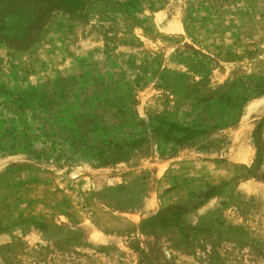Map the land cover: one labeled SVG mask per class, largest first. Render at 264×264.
Wrapping results in <instances>:
<instances>
[{"label": "rangeland", "instance_id": "obj_1", "mask_svg": "<svg viewBox=\"0 0 264 264\" xmlns=\"http://www.w3.org/2000/svg\"><path fill=\"white\" fill-rule=\"evenodd\" d=\"M0 264H264V0H0Z\"/></svg>", "mask_w": 264, "mask_h": 264}, {"label": "trees", "instance_id": "obj_2", "mask_svg": "<svg viewBox=\"0 0 264 264\" xmlns=\"http://www.w3.org/2000/svg\"><path fill=\"white\" fill-rule=\"evenodd\" d=\"M149 119H152V117H150ZM163 122L161 120L158 119V116H155L154 119L151 120V123L148 124H144L146 128H152V132L156 133L158 135H163V136H167L170 132H172V129H170V127L166 128L162 126ZM147 131V129H146ZM179 131V130H174V132ZM186 131L184 130V132H182L183 136H179L175 133L171 134V138H177V141L184 143L187 139L186 135ZM103 143H105L107 150H109V148H116L118 155L122 156L125 155L126 153L131 152L132 148H124L125 146H130L131 142L128 140H121L120 139V145L119 144V140L115 143H113L111 140H103ZM123 149H127L126 153H123ZM95 154H92V156H94Z\"/></svg>", "mask_w": 264, "mask_h": 264}]
</instances>
